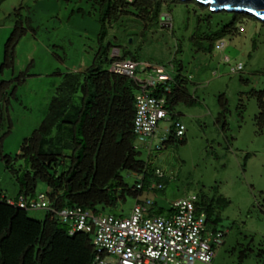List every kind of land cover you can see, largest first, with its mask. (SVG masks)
I'll use <instances>...</instances> for the list:
<instances>
[{"label":"rangeland","instance_id":"374dc122","mask_svg":"<svg viewBox=\"0 0 264 264\" xmlns=\"http://www.w3.org/2000/svg\"><path fill=\"white\" fill-rule=\"evenodd\" d=\"M207 14L189 1L166 6L155 23L124 17L111 27L108 43L115 46L111 56L121 50L123 59L136 57L146 71L148 66L150 71L167 68L173 80L181 77L186 81L190 98L196 101L180 102L175 109L177 120L187 127L185 137H177L176 119L171 116L161 122L154 138L146 143L137 141L151 170L160 169L165 174L162 181H154L162 182L165 188L145 190L141 200L157 203L156 212L163 208L167 217L172 204L182 199H228L231 205L226 210L215 207L223 220L218 225L210 224L211 231L224 234V244L216 246V264H264V133H259L257 127L260 108L255 97L256 92L264 90V23L248 19L237 33L224 39V50L204 52L193 37L197 17L205 18ZM18 27L19 31L26 29L27 35L17 48L16 71H3L7 44ZM101 30L100 12L89 0L1 2L0 83L14 80L34 64L33 76L19 87L17 97H11L2 130L6 156L21 155L26 140L42 126L56 95L54 86L62 82L61 77L52 74L92 64L100 47ZM255 41L258 49L253 51ZM226 56L232 59L231 65L225 62ZM240 64L245 70L233 74V66ZM111 67L106 65L107 69ZM224 96L228 99L226 130L218 123ZM171 136L173 142L165 144ZM126 177L132 186L141 179L131 173ZM49 191L46 184L40 183L37 195ZM19 193L20 185L7 170L0 152V198L17 200ZM136 204L137 200L130 198L105 215L130 218ZM29 213L37 221L47 216L46 210Z\"/></svg>","mask_w":264,"mask_h":264},{"label":"trees","instance_id":"16d2710c","mask_svg":"<svg viewBox=\"0 0 264 264\" xmlns=\"http://www.w3.org/2000/svg\"><path fill=\"white\" fill-rule=\"evenodd\" d=\"M3 0H0V5ZM100 12L102 30L99 49L92 66L81 73L65 75L64 82L53 98L47 117L34 135L26 140L22 154L13 158L4 154L6 136L2 130L10 112L11 97H17L19 87L25 85L33 75L32 64L12 81L0 83V152L7 170L20 185L17 200L25 195L37 199L40 183L46 184L52 207L57 211L83 208L97 215H105L130 198L138 200L145 190H151L156 179L162 181L143 159L137 146L134 130L136 101L143 90L140 84L126 76L113 73L106 65H112L113 43H108L111 27L124 17H136L146 24L155 23L162 17L166 6L186 3L181 0H89ZM193 3L205 12L197 17L193 40L200 51L213 52L217 43L231 37L245 21L263 23L250 15L210 11L198 1ZM23 22V21H21ZM27 35L19 27L6 47L3 71H16L17 48ZM258 49L255 41L253 51ZM133 60L138 61L136 57ZM141 74V72H138ZM146 73V72H145ZM186 81L181 77L170 82L171 92L166 86L150 87L153 95L167 96L171 115L180 102L195 104L190 98ZM260 114L257 117L259 133H264V90L256 92ZM223 112L218 123L227 129L228 99L223 97ZM11 129L13 124L9 119ZM173 133V131H172ZM174 137L164 143L173 142ZM183 143L186 141L183 140ZM248 160V158H247ZM18 164H21L18 168ZM126 173L143 177L132 186ZM162 183V182H161ZM144 185L143 188H139ZM158 191V190H156ZM8 197L0 198V264H92L97 251L92 234L71 229L52 212H47L43 221L30 217V210L9 204ZM216 205L226 210L231 202L220 198L202 201L210 224L218 225L222 214ZM153 214L164 216L165 209ZM173 216L174 209L169 210ZM166 217V216H165ZM217 232V230H216Z\"/></svg>","mask_w":264,"mask_h":264},{"label":"built area","instance_id":"2783aa9c","mask_svg":"<svg viewBox=\"0 0 264 264\" xmlns=\"http://www.w3.org/2000/svg\"><path fill=\"white\" fill-rule=\"evenodd\" d=\"M216 48L224 50V40L219 41ZM112 58L111 71L134 79L143 89L137 96L134 130L137 141L146 143L155 137L161 122L172 116L167 96H155L149 92V88L164 85L166 94L170 93L173 77L165 67L143 77L138 73L140 63L123 59L121 50H115ZM225 62L231 65L232 59L226 56ZM244 70V64L232 68L233 74ZM176 128L177 137L186 136L187 127L183 122L178 121ZM168 133L171 134L172 130ZM156 176L165 178L160 169L156 171ZM140 180H143L142 176ZM164 188L163 183H154L151 190ZM8 202L25 210L55 213L69 226L72 235L77 232L94 235L97 255L92 264H216V246L224 244V234L210 230L207 212L200 206L198 197L176 201L174 214L170 217L153 214L154 202L142 201L141 198L137 200L130 218L97 215L83 208L57 211L52 207L47 193H42L37 199L23 195L18 200L9 199Z\"/></svg>","mask_w":264,"mask_h":264},{"label":"water","instance_id":"95a60500","mask_svg":"<svg viewBox=\"0 0 264 264\" xmlns=\"http://www.w3.org/2000/svg\"><path fill=\"white\" fill-rule=\"evenodd\" d=\"M198 1L215 13L229 12L250 15L264 23V0H181Z\"/></svg>","mask_w":264,"mask_h":264},{"label":"crops","instance_id":"0c3cea01","mask_svg":"<svg viewBox=\"0 0 264 264\" xmlns=\"http://www.w3.org/2000/svg\"><path fill=\"white\" fill-rule=\"evenodd\" d=\"M97 55V54H96ZM95 58H96V56H95ZM95 58L93 59V61H92V64H90L89 65V67L90 66H92L93 65V63H94V61H95ZM141 65V64H140ZM88 67V68H89ZM150 67V66H149ZM88 68H86L85 66L84 67H81L79 70H77V71H71V72H68V73H62V72H59L58 74H52V76H57V77H61L62 78V82L58 85V84H56L55 86H54V91H55V93L57 94V91H58V88L62 85V83L64 82V77H65V75H67V74H69V73H81V72H84L85 70H87ZM151 69H147V71L145 70V69H143V68H141L140 67V69H139V71L141 72V74L140 75H142L143 77H146V76H149V74L152 72V71H150ZM146 72V73H145ZM51 75H49V77H50ZM56 96V95H55ZM55 96H53L52 97V99H51V102H52V100H53V98L55 97ZM51 102H50V105H51ZM50 105H49V108H50ZM9 198V197H8ZM10 199H12V198H10ZM156 204V208H158V205H157V203H155ZM173 205H174V203L172 204V208H173ZM171 208V209H172ZM159 209H163V208H159ZM156 211V210H155Z\"/></svg>","mask_w":264,"mask_h":264}]
</instances>
